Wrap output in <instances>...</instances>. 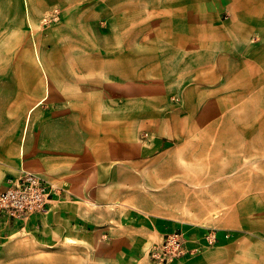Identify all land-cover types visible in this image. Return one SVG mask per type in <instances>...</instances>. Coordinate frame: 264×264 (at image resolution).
Returning a JSON list of instances; mask_svg holds the SVG:
<instances>
[{
  "label": "crops",
  "instance_id": "obj_1",
  "mask_svg": "<svg viewBox=\"0 0 264 264\" xmlns=\"http://www.w3.org/2000/svg\"><path fill=\"white\" fill-rule=\"evenodd\" d=\"M51 1L37 0L34 8ZM122 3L119 10L148 7L150 12H143L148 22H133L132 29L124 23L106 49H101L102 35L87 34L85 20L74 21L69 36L72 63L58 64L72 74V101H0V191L20 167L66 185L72 193V232H76L72 240L89 243L78 236L82 229L84 235L100 234L95 241L105 251L99 256L102 264H148V248L170 227L185 235L187 251L199 248L171 264H264V39L259 46L252 42L253 17L247 13L253 0L239 3L246 11L244 19L235 18V24L242 26L240 34L224 37L221 49H230V55L206 45L204 0ZM27 16L33 25L29 8ZM126 16L118 14L119 19ZM38 52L46 70L47 56ZM206 72L214 77L206 79ZM108 73L112 85L103 83ZM159 74L163 76L157 81ZM206 81L221 86L206 96ZM106 90H115L117 101H157L170 91L180 101L198 105L207 101L213 111L191 117L195 128L181 135L188 149L179 159L167 156L175 146H165L149 151L144 162L138 160L140 154L125 162L124 147L114 148L108 142L109 136L124 137L125 131L124 117L111 125L103 120ZM242 103L250 109L244 114L232 112ZM116 113L124 115V109ZM159 158L164 160L158 162ZM110 159L116 160L112 169ZM126 168L136 178L144 176L141 170L149 171L148 200L154 212L148 219L135 213V222L147 228L137 225L129 232L119 222L121 215L112 216L117 222L110 224L109 211L104 212L110 201L140 202L137 196L126 199ZM134 190L140 191L137 186ZM81 201L85 204H77ZM61 215L66 214L58 211ZM82 217L86 221L78 222ZM48 218L52 215L34 213L22 223L23 230H39L40 222ZM208 229L216 232L213 245L203 240ZM120 233L124 237L117 236ZM109 248L120 261L110 257Z\"/></svg>",
  "mask_w": 264,
  "mask_h": 264
},
{
  "label": "rangeland",
  "instance_id": "obj_2",
  "mask_svg": "<svg viewBox=\"0 0 264 264\" xmlns=\"http://www.w3.org/2000/svg\"><path fill=\"white\" fill-rule=\"evenodd\" d=\"M36 1L0 0V101H72V97H69L72 94V74L68 72V68L64 69L58 64L59 62H62V65L72 63L70 55L72 45L69 43L71 41L69 36L74 29V21L85 20L87 34L102 35L104 39L101 40L103 45L101 49H106L107 41L124 27V23L125 27L128 25L130 29L133 22H138L139 25L147 23L143 12H150L148 7L119 10L124 0H52L41 9L34 8ZM127 1L132 0H125V3ZM240 1L204 0L206 45L212 47V51L220 50L222 54H231L230 49H221V45L226 39L225 36L240 34L242 31L240 28L242 26L235 24L238 22L235 18L246 17V11L241 9ZM131 7L130 5L128 8ZM28 8L33 25L29 24ZM250 9L247 17L249 14L253 17L251 34L255 39L252 42L256 44L255 46H259L261 37L264 39V0H253ZM122 12L124 16H128L119 19L118 14ZM131 13L132 16L133 13H137L138 17L133 19ZM71 20L72 26H70L71 23L69 24ZM61 35L64 37L57 41ZM239 45L244 51L245 44ZM34 49L40 50L47 56L43 60L47 66L51 67L53 73L48 72L46 65L45 71L40 67L36 61ZM209 53L211 52L206 51V55ZM224 65L227 67L229 63L225 62ZM108 75H104L103 83L112 85V73ZM160 76L163 75H157V81ZM207 77L212 79L214 73L206 72V79ZM216 85L221 86V84L206 81V96L211 95L212 88L217 87ZM105 92L109 96L104 107L105 111L102 113L103 120L111 125L115 121L120 122L124 117V137L117 138L112 135L109 136L108 142L114 148L124 147L125 162L133 160L132 154L134 156L140 154L138 160L144 162L150 156L147 155L149 151L160 150L165 146H175L177 149L168 153L167 156H170V159L175 157L179 159L183 155L182 151L188 149L181 135L188 129L195 128L191 117L197 113L213 111V107L208 106L207 101H199V105L196 101H180V97L170 91L169 96H164V99H157V101L145 99L117 101L115 90ZM56 93H61L63 98L59 99ZM224 94H227V91ZM100 99L103 100V98ZM240 102L242 101H238ZM116 109L119 111L124 109V115L117 114ZM247 109L249 110L250 106L242 103L232 112L244 114ZM163 160L164 158H159L157 161ZM114 161L116 160L110 159L109 169L113 168L111 163ZM125 171L126 199L137 196L140 202L131 200V202L125 201L122 205L120 202L110 201L106 204L104 212L109 211L110 224L117 222V219L112 216L116 213L121 215L119 222L124 224V231L126 229L129 232L138 229V226L147 228L145 224L140 225L135 222L133 217L135 213H141L148 219L147 217H154L150 215L154 212L150 211L148 200L149 171L141 170L144 174L141 178L129 176L127 168ZM134 186L139 187L140 191L137 192V190L135 193ZM77 204L85 203L81 201ZM58 211L66 215L57 216ZM38 213L43 216L52 215V219L48 218L40 222V229L31 232L23 230L22 224L14 226L12 222L0 219V264H102L99 256L105 251H102L100 244L98 245V240L95 241L100 234L90 235L86 232L84 235V229H82V232L77 234L81 239L87 238L89 243L83 240H72L74 239L72 234H76L72 232V225L75 224L74 221L72 224V193L67 192L56 198L47 210ZM85 221V217L78 218V222ZM174 229L176 228L170 227L167 231ZM117 236L122 238L124 234L120 233ZM96 245L99 247L97 248ZM109 249L110 257L113 256V260L120 261L116 258L115 250Z\"/></svg>",
  "mask_w": 264,
  "mask_h": 264
},
{
  "label": "built area",
  "instance_id": "obj_3",
  "mask_svg": "<svg viewBox=\"0 0 264 264\" xmlns=\"http://www.w3.org/2000/svg\"><path fill=\"white\" fill-rule=\"evenodd\" d=\"M67 192L66 185H58L32 170L20 167L18 175L0 191V219L22 224L30 215L47 210L56 198ZM203 240L206 245L215 244V230L208 229ZM185 244L186 237L180 230L165 232L162 239L150 247L148 264H171L186 253L192 254L199 250L194 247L187 251Z\"/></svg>",
  "mask_w": 264,
  "mask_h": 264
},
{
  "label": "bare ground",
  "instance_id": "obj_4",
  "mask_svg": "<svg viewBox=\"0 0 264 264\" xmlns=\"http://www.w3.org/2000/svg\"><path fill=\"white\" fill-rule=\"evenodd\" d=\"M35 50V58H36V61L37 63L40 65V67L45 71V68L43 67V64H42V61H41V58L39 56V52L37 49H34ZM47 73V72H46ZM48 77V76H47ZM47 85V83H46ZM48 86V85H47Z\"/></svg>",
  "mask_w": 264,
  "mask_h": 264
}]
</instances>
